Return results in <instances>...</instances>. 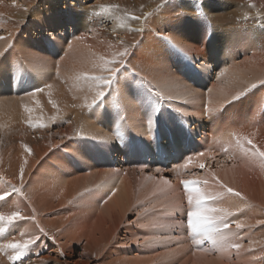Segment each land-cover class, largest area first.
Returning <instances> with one entry per match:
<instances>
[{
	"label": "rangeland",
	"instance_id": "374dc122",
	"mask_svg": "<svg viewBox=\"0 0 264 264\" xmlns=\"http://www.w3.org/2000/svg\"><path fill=\"white\" fill-rule=\"evenodd\" d=\"M4 2L8 7L7 11L3 10ZM50 4L54 5L51 9L64 22V12H71L76 24L75 32L78 36L74 39H77V44L87 50L97 49L105 58L108 56V64L102 65L98 74L93 67V74L74 84H68L67 77L56 78L55 84L51 77L53 73H50L53 66L51 62L61 57L60 52L64 47L57 48L53 44L47 48L38 47L37 52L27 56L25 52H16V37L24 24ZM104 8L110 10L104 11ZM253 10L258 11L260 16L251 14ZM139 22L142 24L140 30ZM0 30L4 31L1 37L7 41L0 57V69L8 83L7 86L0 84V98L23 96L21 93L24 88L17 87L14 91L10 85L15 76L12 68L17 67L24 58L32 62L35 59L36 64L41 61L50 63H46L48 66L39 72L44 81L37 87L39 94L46 92L53 84L56 89L55 93L40 99L44 109L40 114L45 117L43 119L34 112L29 113L30 116L20 110L9 112V115L0 112V195H6V199L0 200V213L18 211L24 218L4 225V231L0 232V264H13L9 256L14 255V252L4 248L5 244L28 238H37L34 244L40 248L37 256H42L41 264H55L58 258L55 245H64L65 235L76 234L81 235L82 243L89 239L96 244L93 245L94 251L89 252V264H194L196 259L198 264H264V161L259 156L251 155L256 148L264 151V126H258H262L260 121L264 122V84L261 83L264 75L245 83L246 88L243 87L244 83H240L239 88L238 85H232L237 90L242 89L233 93V104L228 101L225 109L220 107L218 114L213 115V121L206 120L207 116H212V111L206 110L211 104L207 100L208 95L218 85L221 88L226 85L233 91L230 76H226V73L230 74L227 70L229 65L234 62H245L244 65L247 66L257 63L258 69L264 74L262 0H0ZM176 36H180V41ZM187 42H190L189 46L186 45ZM213 42L220 46L218 49H223L228 44L226 47L232 53L227 52V58L209 59V51L215 48ZM242 43L244 46L240 45ZM122 53L126 54L121 55ZM179 53H184V56ZM227 59L232 60L228 62ZM6 60L14 61L15 65L7 66ZM178 62L185 68L177 66ZM111 69L118 71L111 85L104 88L103 81L94 77L108 78L111 76ZM35 72L23 68L18 72V80L29 78L32 73L36 76ZM130 73L134 78L138 73L137 79L141 82L146 81V78L152 82L153 77L159 78L166 74L179 78L181 76L195 92L199 89L197 94L200 95L201 106H191L189 109L204 113L193 114L191 111L178 110L176 99L169 97L167 90L153 89L150 84L145 85L139 102L128 100L130 103L126 101L122 104L118 95L116 96L117 88H123L128 83L126 79ZM76 85L78 88L73 94L72 86ZM96 90H103L105 94L93 103ZM108 109H112V113L118 112V117L113 118ZM196 121L200 124L197 127L194 126ZM192 127L194 130H190ZM178 133L183 136L175 137V143L172 142V137ZM248 140L252 141L251 145L247 143ZM144 144L155 155L156 150H162L160 159L151 160ZM178 147L182 151H178ZM230 147L235 153H232ZM68 148L81 150L80 155H94L97 163L106 167L100 169V172L108 171L104 172L105 177L104 174L103 177L100 176L104 185H95L86 192L85 189L76 191L74 182L65 191L52 183L50 177L61 172L68 173L70 179L87 173H76ZM122 152L124 155H120ZM198 157H202L204 162L201 164L205 165L204 168H200V162L198 166L194 164ZM86 163L94 164L92 161ZM43 167L45 171H42ZM119 179L122 180L120 185L119 182L115 183ZM184 180H199L202 183L197 186L206 194H221L217 199L209 201L207 207H226L233 213L227 219L229 227L224 230L226 239L223 242L213 244L202 234L191 233L187 225V213L195 211V207L194 203L189 205L187 201V194L181 183ZM162 184L166 185L161 188ZM154 185L156 188L151 191ZM157 185L160 186L159 189ZM116 187L118 191L114 190ZM14 188L20 191H13ZM227 188L239 192L240 196L227 193ZM89 195L97 199H90ZM237 222H241L243 227L237 229ZM77 245L81 244H75L74 248ZM72 258L73 261L80 260L77 252ZM65 260L68 261L64 258L60 264L63 261L64 264H69ZM17 263L18 261L15 262Z\"/></svg>",
	"mask_w": 264,
	"mask_h": 264
},
{
	"label": "bare ground",
	"instance_id": "6f19581e",
	"mask_svg": "<svg viewBox=\"0 0 264 264\" xmlns=\"http://www.w3.org/2000/svg\"><path fill=\"white\" fill-rule=\"evenodd\" d=\"M45 1H47V0H45ZM51 1V0H50ZM75 1V0H74ZM76 1H80V0H76ZM115 1V0H114ZM159 1V0H158ZM53 2V1H52ZM262 2H264L263 0H262ZM49 3V2H48ZM77 3V2H76ZM79 3V2H78ZM137 3V2H136ZM139 3V2H138ZM137 3V4H138ZM257 3V2H256ZM74 4V3H73ZM83 4V3H82ZM81 4V5H82ZM140 4V3H139ZM4 8H3V10L4 11H7L8 10V7H7V5L5 4V2H4ZM54 5L53 4H50V6H46L47 8H45L44 10L43 9H41L40 11H39V14L37 15V16H35V17H31V18H29V20H27V22L24 24V27H22V29H21V31L19 32V34L17 35V37H16V42H15V47H16V52H25V56H27L28 54H32L33 52H37L38 50V47H42V48H47V47H50L52 44L53 45H56L57 46V48L58 47H64V49H62V52H60L61 53V57H59V59L57 58V59H54V60H52V62H51V65H53L52 67H51V70L52 71H50V73L52 74L53 73V75L51 76L52 77V82L53 83H55L54 81H55V79L57 78H60V77H67L68 78V84H74L75 82H77L79 79H82V78H86L89 74H93V67L94 68H96V73L98 74L99 72H100V70H102V69H100V68H102V65H107L108 63H107V57L105 58V56H104V54L103 53H101V52H99L97 49L96 50H94V51H92L91 49L90 50H87V49H84L83 47H82V45L81 44H77L78 42H76L77 41V39L75 40L74 38H77V34H76V32H75V29H76V24H75V21H74V17L72 16V14H71V12H69L68 13V11L65 13L64 12V15H65V17H64V20H66V22H64L63 21V19H61V17L55 12V10H52L51 8L53 7ZM64 6V5H63ZM84 6V4L82 5V7ZM260 6H261V4H260ZM202 7V6H201ZM246 7V6H245ZM85 8V7H84ZM207 8V7H206ZM63 9V8H62ZM87 9V8H86ZM75 10H77L76 8H75ZM97 10V9H96ZM81 11V10H80ZM79 11V12H80ZM82 11H84L83 9H82ZM88 11H90V8H89V10ZM207 11H209L210 12V10H208V8H207ZM83 13V12H82ZM166 13V12H165ZM189 13V12H188ZM80 14V13H79ZM178 14V13H177ZM251 14H255V16H257L259 13H258V11H252V13ZM74 15H75V13H74ZM98 16V15H97ZM211 16V15H210ZM258 16H260V14L258 15ZM77 17H78V15H77ZM143 19V18H142ZM182 19V18H181ZM185 19V18H184ZM183 19V20H184ZM188 19V18H187ZM76 20V19H75ZM150 20V19H149ZM166 20V19H165ZM256 20V19H255ZM151 21H153V20H151ZM182 21V20H181ZM186 21V20H185ZM245 21V20H244ZM195 22V21H194ZM240 22V21H239ZM248 22V21H247ZM11 23V22H10ZM66 23H68V24H66ZM81 23V22H80ZM191 23V22H190ZM5 24V23H4ZM250 24V23H249ZM112 25H115V23L114 24H112ZM111 25V26H112ZM147 25V24H146ZM253 25V24H252ZM15 26V25H14ZM142 26V24L139 22L138 23V30H140V27ZM177 26H179V25H177ZM213 26V25H212ZM241 26V25H240ZM172 27V26H171ZM187 27V26H186ZM5 28V27H4ZM9 28V27H8ZM185 28V27H184ZM2 29V28H1ZM174 29V28H173ZM178 29V28H177ZM183 29V28H182ZM193 29V28H192ZM205 29V28H204ZM222 29V28H221ZM3 30H5V29H3ZM8 30V29H7ZM181 30V29H180ZM196 30V29H195ZM216 30H217V32H218V28H216ZM0 31H2V30H0ZM91 31V30H90ZM135 31V30H134ZM176 30H174V32H175ZM179 31V30H178ZM189 31V30H188ZM93 32V31H92ZM182 32H183V30H182ZM182 32H180V33H182ZM172 33V32H171ZM187 33V32H186ZM2 34H4V31L3 32H0V57L2 56V53H3V51H4V48H5V46L7 45L6 44V42L7 41H5V38H3V37H1L2 36ZM9 34V33H8ZM214 34V33H213ZM232 34V33H231ZM13 35V34H12ZM11 35V36H12ZM44 35V36H43ZM148 35V34H147ZM177 35V34H176ZM181 35V34H180ZM186 35V34H185ZM211 35V34H210ZM216 35H218V34H216ZM223 35V34H222ZM171 36V35H170ZM169 36V37H170ZM237 36V35H236ZM8 37V36H7ZM177 37V36H176ZM179 38H180V36H178ZM178 37H177V39H178ZM184 37V36H183ZM190 37V36H189ZM197 37V36H196ZM232 37V36H231ZM170 38H172V36L170 37ZM185 39H186V37H184ZM233 38V37H232ZM235 38V37H234ZM233 38V39H234ZM237 38V37H236ZM183 39V38H182ZM227 39V38H226ZM171 40V39H170ZM174 40V39H173ZM179 40V39H178ZM188 40H189V38H188ZM229 40V39H228ZM240 40V39H239ZM8 41H9V39H8ZM164 41V40H163ZM177 41V40H176ZM176 41H174L175 43H176ZM180 41V40H179ZM182 41V40H181ZM215 41V40H214ZM226 41V40H225ZM235 41V40H234ZM173 42V43H174ZM191 42H192V40H191ZM216 42V41H215ZM227 42V41H226ZM229 42V41H228ZM231 42V41H230ZM238 42V41H237ZM164 43V42H163ZM183 42H181V44H182ZM190 43V42H189ZM188 42H187V46H189L190 44H189ZM193 43V42H192ZM204 43V42H203ZM214 43V42H213ZM217 43V42H216ZM240 43V42H239ZM245 43V42H244ZM87 44V43H86ZM178 44V43H177ZM184 44V43H183ZM194 44V43H193ZM192 44V45H193ZM224 44V43H223ZM234 44H236V42L234 43ZM167 45V44H166ZM214 45H215V43H214ZM220 45H222V44H220ZM225 45V44H224ZM228 45V44H227ZM226 45V46H227ZM237 45V44H236ZM239 45V44H238ZM241 46L243 45L244 46V44L242 43V44H240ZM180 46V45H179ZM182 46V45H181ZM224 47L223 49L221 48V49H218L220 46H216L215 45V48L213 49V48H211L212 50H210L209 52V55L207 56V57H210L209 59H211V60H216V59H219V58H227V56H228V54H227V52H229L230 54L232 53L231 52V49L229 50L227 47ZM234 46V45H233ZM14 47V48H15ZM172 47V46H171ZM175 47H177L176 45H175ZM191 47V46H190ZM195 47V46H194ZM205 47V46H204ZM237 47V46H236ZM239 47V46H238ZM52 48V47H51ZM163 48H164V45H163ZM166 48H168V47H166ZM165 48V49H166ZM177 49V48H176ZM179 49V48H178ZM186 49V48H185ZM191 49V48H190ZM241 49H242V47H241ZM182 50V49H181ZM193 49H191V51H192ZM235 50V49H234ZM42 51H44V50H42ZM51 51V50H50ZM163 51V50H162ZM168 52L167 53H169V51H171V49L170 50H167ZM179 51V50H178ZM188 51V50H187ZM206 51V50H205ZM240 51H242V50H240ZM48 52V51H47ZM47 52H46V54H47ZM57 52V51H56ZM58 52H59V49H58ZM164 52V51H163ZM180 52V51H179ZM194 52H195V50H194ZM193 52V53H194ZM197 52V51H196ZM235 52V51H234ZM233 52V53H234ZM45 53V52H44ZM59 53V54H60ZM101 53V54H100ZM178 53V52H177ZM188 53V52H187ZM191 53V52H190ZM236 53V52H235ZM14 54V53H13ZM36 54V53H35ZM151 54V53H150ZM180 54V53H179ZM181 54H183V56H184V53H181ZM180 54V55H181ZM238 54H240V53H238ZM24 55V54H23ZM48 55H50L49 53H48ZM161 55V54H160ZM162 55H164V54H162ZM161 55V56H162ZM170 55H171V53H170ZM192 55V54H191ZM195 55H197L196 53H195ZM199 55V54H198ZM197 55V56H198ZM248 55V54H247ZM38 56V55H37ZM44 56H47V55H45L44 54ZM188 56V55H187ZM197 56H196V58H197ZM230 56V55H229ZM12 57V56H11ZM10 57V58H11ZM34 57V56H33ZM41 57V56H40ZM39 57V58H40ZM53 57V56H52ZM175 57H177V56H175ZM179 57H181V56H179ZM191 57H193V56H191ZM195 57V56H194ZM14 58H15V56H14ZM35 58V57H34ZM49 58H51V57H49ZM159 59L161 58V57H158ZM164 58V57H163ZM203 58V57H202ZM252 58V57H251ZM43 59V58H42ZM48 59V58H47ZM173 59V58H172ZM176 59V58H175ZM199 59V58H198ZM264 59V58H263ZM16 61L18 60V59H15ZM163 60V59H162ZM174 60V59H173ZM173 60H171V61H173ZM183 60V59H182ZM186 60V59H185ZM202 60H204V58L202 59ZM208 60V59H207ZM227 60H229V59H227ZM232 59H230L228 62H230ZM241 60V59H240ZM7 61V60H6ZM166 61V60H165ZM174 61H176V60H174ZM218 61V60H217ZM224 61V60H223ZM241 61H243V60H241ZM246 61V60H245ZM158 62H160V60L158 61ZM157 62V63H158ZM193 62V61H192ZM208 62V61H207ZM227 62V63H228ZM19 63V62H18ZM46 63L47 64H50V63H48L47 61H46ZM46 63H44L43 61H41L40 62V64H36V61H35V59H34V62H32V61H30V59H28V58H24L22 61H21V63L20 64H17L16 66L17 67H13L12 69H14V73H13V75H15L14 76V78H13V81H12V84L10 85V88H12V90L14 89V91H15V89L17 88V87H22V88H24V89H22V97H19L18 98V96H16L17 98H15V97H5V96H3L2 98H0L1 100H0V112H5L6 114H8L9 115V112L10 113H12L13 111H15V110H20L21 112H23V114L24 113H26L28 116H30V114L29 113H32V112H34L35 114H37V115H39L40 117H41V113L44 111V109L42 108V103L40 102V99H43L44 97H46L47 95H49V94H53V93H55V84H53V86L52 87H48V89L46 90V92H44V93H42V94H39V92L37 91V87H40L43 83H44V81H43V79L41 78L42 76H40V74H39V72L41 71H43V69L44 68H46L45 66L47 65ZM175 63V62H174ZM205 63V62H204ZM227 63H226V65H227ZM155 64V63H154ZM153 64V65H154ZM159 64V63H158ZM162 64V63H161ZM166 64V63H165ZM189 64V63H188ZM193 64V63H192ZM218 64V63H217ZM244 64H245V62H244ZM243 63H236V62H234V63H232L231 65H229V67H227L228 69V72L230 73L229 75L226 73V76H230L229 78H230V86L232 87L231 89H233V91L232 90H230L228 87H226V85H224V87H220L219 85H218V87H216V88H219V89H214V91H212L211 93H210V95H208V97H207V100L211 103V104H209L208 106H207V108H206V110L207 111H212V116L209 118V116H207V118H206V120H208L209 122L210 121H213L212 119H214L215 118V116H213L214 114H218V109L220 108V107H223V109H225V107H226V105H227V102L229 101V103H232L231 101H233L232 99V97L234 96V94L233 93H237L238 91H242V89L241 90H237V88H235L234 86H236L237 87V85H238V88H239V85H240V83H244V85H243V87L244 88H246V84L247 83H249V82H252V81H254V80H256V79H259L260 77H262L264 74H263V72L261 71V70H259L258 69V66L255 64V63H253V64H250L249 66H247V65H244ZM6 65L7 66H14L15 65V63H14V61L12 62V61H7L6 62ZM5 65V66H6ZM191 65V64H190ZM224 65V64H223ZM48 66V65H47ZM157 66V65H156ZM160 66H162V65H160ZM171 66V65H170ZM169 66V67H170ZM177 66H179L181 69H184L185 67H183L184 65H182L181 63H177ZM194 66V65H193ZM202 66V65H201ZM10 67V68H11ZM158 67H159V65H158ZM168 67V66H167ZM167 67H166V69H167ZM168 67V68H169ZM200 67V66H199ZM32 69V70H35L36 72V76H34L33 75V73H32V76L31 77H29V78H26V77H24V78H22L21 80H18V72L21 70V69ZM155 68H157V67H155ZM175 68V67H174ZM98 69V70H97ZM198 69V68H197ZM46 70V69H45ZM154 70V69H153ZM161 70V69H160ZM176 70V69H175ZM200 70V69H199ZM226 70V71H227ZM12 71V70H11ZM46 71H48V69L46 70ZM131 71V70H130ZM133 71V70H132ZM180 71V70H179ZM184 71V70H183ZM191 71V70H190ZM208 71V70H207ZM225 70H224V72H226ZM13 72V71H12ZM27 72V71H26ZM134 72V71H133ZM132 72V73H133ZM132 73H130V75H127V81H128V83L127 84H125L124 86H123V88H117V91H118V94H116V96L118 95V99L121 101V103L122 102H126V101H130V100H132L133 101V103L135 102V103H137V102H139L140 101V99H141V95H142V91H144V89H145V85H148V84H150L149 86H153V89H157V90H159V91H165V90H167V95L169 96V97H171V98H175L176 99V105H178V106H176L177 108H179L178 110H180V111H185V112H192L193 114H202V113H204V111L202 112L200 109V111L201 112H198V111H194V110H190L189 108L191 107V106H195V107H197V106H201V104H200V101H201V99H200V95H198L197 94V91L199 90L198 88V90L195 92L194 91V89H193V87L192 86H188L187 85V83H186V81H185V79L184 78H182L181 76H180V78L179 77H174V76H169L168 74H166L165 76H163V77H159V78H154L153 77V79H152V77H151V81L152 82H149L148 80H147V78H146V81H139V79H137V77H139L138 76V73H137V76L134 78L133 77V74ZM164 73V72H163ZM171 73V72H170ZM175 73V72H174ZM178 73V72H177ZM182 73V72H181ZM20 74V73H19ZM37 74H39V78H38V75ZM43 74V73H42ZM143 74V73H142ZM146 74V73H145ZM150 74V73H149ZM172 74H173V72H172ZM183 74V73H182ZM185 74V73H184ZM5 75V74H4ZM23 76H25L24 74H22ZM21 75V76H22ZM136 75V74H135ZM160 75V74H159ZM162 75V74H161ZM160 75V76H161ZM176 75V74H175ZM6 76V75H5ZM22 76V77H23ZM50 76V75H49ZM144 76V75H143ZM147 76V75H146ZM201 76V75H200ZM6 77H8V76H6ZM53 77H55V78H53ZM141 77V76H140ZM145 77V76H144ZM143 77V78H144ZM150 77V76H149ZM148 77V78H149ZM158 77V76H157ZM186 78V77H185ZM8 79V78H7ZM38 79L40 80L39 82H37L38 81ZM42 79V80H41ZM199 79V78H198ZM4 77H3V73H2V71H1V69H0V84L1 85H5V86H7V82H6V80H5V83H4ZM142 80V79H141ZM149 80H150V78H149ZM202 80V79H201ZM139 81V82H138ZM224 81V80H223ZM141 82V83H140ZM224 83V82H223ZM225 83H226V80H225ZM246 83V84H245ZM191 84H192V82H191ZM219 84V83H218ZM0 85V86H1ZM232 85H234V86H232ZM249 85V84H248ZM148 86V87H149ZM229 86V85H228ZM253 86V85H252ZM2 87V86H1ZM1 87H0V89H1ZM212 87H214V86H212ZM241 87V86H240ZM4 88V87H3ZM71 87H69V85H68V89H70ZM72 88H73V94H74V91L78 88V85H76V86H72ZM201 88V87H200ZM20 89V88H19ZM150 89H152L151 87H150ZM257 89V88H256ZM168 90H169V92H168ZM209 90H210V88H209ZM21 91V90H20ZM208 91V90H207ZM200 92V91H199ZM201 92H202V90H201ZM209 92V91H208ZM3 93V92H2ZM33 93H35V95H33ZM96 93H97V90H96ZM1 94V93H0ZM84 94V93H83ZM82 94V95H83ZM240 94V93H239ZM264 94V93H263ZM262 94V95H263ZM3 95V94H2ZM78 95L80 96L81 94L78 92ZM94 95V94H93ZM96 95V94H95ZM204 95V94H203ZM115 96V97H116ZM205 96H207V95H205ZM204 96V97H205ZM238 96V95H237ZM87 97H88V95L87 96H85L84 97V99L86 100L87 99ZM144 97V96H143ZM203 97V98H204ZM15 99V100H14ZM18 100V101H17ZM82 100V99H81ZM106 100V99H105ZM108 100V99H107ZM106 100V101H107ZM253 100V99H252ZM128 101V102H129ZM111 102V101H110ZM130 103V102H129ZM123 104V103H122ZM124 104H126V103H124ZM233 104V103H232ZM252 106V105H251ZM91 107V106H90ZM108 107V106H107ZM243 107V106H242ZM26 109H31V112H28V111H26ZM194 109V108H193ZM222 109V108H221ZM229 109V108H228ZM197 110V109H196ZM245 110V109H244ZM252 110V109H251ZM256 110V109H255ZM225 111V110H224ZM100 112V111H99ZM99 112H98V114H99ZM108 112L112 115V117L113 118H117L118 116H116L117 115V113L118 112H116V111H113V113H112V109H108ZM127 112V111H126ZM219 112H220V110H219ZM135 114V113H134ZM180 114V113H179ZM222 114V113H221ZM121 115V114H120ZM124 115V114H123ZM186 115V114H185ZM249 115V114H248ZM100 116V115H99ZM102 116V115H101ZM111 117V118H112ZM120 117V116H119ZM131 117V116H130ZM172 117V116H171ZM42 119L43 118H45V117H41ZM189 118V117H188ZM192 118V117H191ZM235 118V117H234ZM260 118V117H259ZM198 119H200V118H198ZM257 119V118H256ZM46 120V119H45ZM115 120V119H114ZM163 120H166L165 118L163 119ZM188 120V119H187ZM172 121V120H171ZM170 121V122H171ZM197 121H199V120H197ZM196 121V123L194 124V126H199L200 124L198 123ZM205 121V120H204ZM258 121V120H257ZM87 122V121H86ZM114 122V121H113ZM119 122V121H118ZM165 122V121H164ZM253 122V121H252ZM88 123V122H87ZM86 123V124H87ZM167 123V122H166ZM189 123V122H188ZM260 123H262V126L261 125H258V126H260L261 128H263V126H264V122H259V124ZM169 124V123H168ZM253 124V123H252ZM90 125V124H89ZM131 125H132V123H131ZM203 125V124H202ZM207 125H209L208 123H207ZM256 125V124H255ZM93 127V126H92ZM96 127V126H95ZM194 127H192L190 130H194L193 129ZM210 128V127H209ZM132 129V128H131ZM88 130H91V129H88ZM88 130H86V131H88ZM100 130H102V129H100ZM174 130V129H173ZM177 130V129H176ZM202 130V129H201ZM205 130H207V129H205ZM214 130V129H213ZM196 131V130H195ZM89 132V131H88ZM146 132V131H145ZM174 132H176V131H174ZM173 132V133H174ZM177 132H178V130H177ZM212 132V131H211ZM91 133H94V132H92L91 131ZM172 133V132H171ZM221 133H222V131H221ZM199 134V133H198ZM88 135H91V134H88ZM96 135V134H95ZM97 135H100V134H97ZM182 134L181 133H178L176 136H174V137H172V139H171V141L172 142H174V141H176V139H175V137H177V136H181ZM183 136V135H182ZM117 137V136H116ZM93 138V137H92ZM120 138V137H119ZM186 138V137H185ZM109 139V138H108ZM114 139V138H113ZM147 139V138H146ZM201 139V138H200ZM203 139V138H202ZM228 139V138H227ZM120 140H121V138H120ZM177 140H179V139H177ZM116 141V140H115ZM121 141H124V140H121ZM120 141V142H121ZM198 141H199V139H198ZM245 141V140H244ZM255 141H256V139H255ZM119 142V143H120ZM186 142V141H185ZM185 142H181V144H185ZM229 141H227V143H228ZM231 142V141H230ZM145 143V142H144ZM175 143V142H174ZM187 143V142H186ZM206 143H208V142H206ZM113 144V143H112ZM179 144H180V142H179ZM232 144V143H231ZM230 144V145H231ZM243 144V143H242ZM109 145V144H108ZM110 145H111V143H110ZM131 145V144H130ZM258 145V144H257ZM144 146H145V148H146V152H147V156L149 155L150 156V159L151 160H154V159H157V158H159L160 159V156H161V153H163L162 152V150H156V152H157V154L155 155V153L154 152H150V151H148L149 150V148H148V146H147V144H144ZM151 146V145H150ZM177 146V145H176ZM215 146V145H214ZM222 146H223V144H222ZM233 146H234V143H233ZM95 147V146H94ZM232 147V146H231ZM231 147H230V149H231ZM235 147V146H234ZM129 148V147H128ZM161 148V147H160ZM163 148V147H162ZM161 148V149H162ZM242 148V147H241ZM260 148V147H259ZM75 149V150H74ZM74 149H72V148H68L67 150H68V152H69V155H70V157H71V161H72V163H74V168H75V170H76V173L78 172V171H85V173L87 172V173H89V174H87L86 173V175H82V176H80V177H74L73 179H70L69 178V174L68 173H66V172H61V173H59L58 175H54L53 177H50V178H52L51 179V181H52V183H56V185H59V187H61L62 188V191H65L64 189L65 188H69V186H71V184L74 182V184H75V186L73 185V187H75V189H76V191H78V190H83V189H85V191L86 190H89V189H92L95 185H101V184H103L104 183V180H102L101 179V175H102V177H103V174H104V177L106 176L105 175V173H107V172H105V171H103V172H100L101 170H103L104 168H106V167H104V166H100L101 164H99V163H97V158L94 156V155H92V156H89V154L88 153H83L82 155H80L81 154V150H79V149H76V148H74ZM143 149V148H142ZM175 149V148H174ZM210 149V148H209ZM122 150V149H121ZM144 150V149H143ZM173 150V149H172ZM211 150V149H210ZM232 150V153H235L234 151H233V149H231ZM83 151V150H82ZM99 151V150H98ZM126 151V150H125ZM128 151V150H127ZM178 151H182L181 150V147H178ZM100 152V151H99ZM98 152V153H99ZM102 153V152H101ZM128 153V152H127ZM130 153H131V151H130ZM216 153H217V150H216ZM93 154V153H92ZM134 154V153H133ZM214 154V153H213ZM120 155H124V152H122ZM79 156V157H78ZM120 157V156H119ZM238 157V156H237ZM128 158V157H127ZM111 159V158H110ZM210 158H208V160H209ZM95 160H96V162H95ZM78 161H80V162H78ZM86 161H92L94 164H92V165H88L89 163H86ZM104 161V160H103ZM161 161V160H160ZM70 162V161H69ZM198 162H200V164H201V162H204L203 161V159H202V157H198L197 158V160L194 162V164L195 165H200V164H198ZM218 162V161H217ZM102 163V162H101ZM193 163V162H192ZM222 163V162H221ZM194 164H193V166H194ZM224 164V163H223ZM230 164V163H229ZM85 165H88V166H85ZM116 165V164H115ZM191 166H192V164H191ZM224 166V165H223ZM229 166H231V165H229ZM225 167V166H224ZM190 168V167H189ZM230 168H232V167H230ZM35 169V168H34ZM68 169H69V167H68ZM94 169H96V173L94 172ZM101 169V170H100ZM71 170V169H70ZM74 170V169H73ZM72 170V171H73ZM91 170H93V171H90ZM189 170V169H188ZM218 170V169H217ZM42 171H45V169H44V167H43V169H42ZM68 171V170H67ZM74 172V171H73ZM105 172V173H104ZM48 173H50L49 171H48ZM52 174V173H51ZM77 175H79V173L77 174ZM159 175V174H158ZM50 176V175H49ZM48 176V177H49ZM157 176V175H156ZM161 176V175H160ZM163 176V175H162ZM73 177V176H72ZM159 177V176H158ZM177 177V176H176ZM117 178H119V177H117ZM123 178V177H122ZM43 179V178H42ZM105 179V178H104ZM105 180H107V179H105ZM159 180V179H158ZM122 180H116V182L115 183H118L119 185H120V182H121ZM166 181V180H165ZM112 182H113V180H112ZM124 182V181H123ZM127 182V181H126ZM155 182V181H154ZM153 182V183H154ZM106 183H108V182H106ZM129 183V182H128ZM152 183V184H153ZM160 183V182H159ZM162 183V182H161ZM124 184H125V182H124ZM127 184V183H126ZM125 184V185H126ZM167 184V183H166ZM166 184H162L161 185V188H163ZM236 184V183H235ZM104 185V184H103ZM156 185V184H155ZM155 185H154V188H151V191H153L156 187H155ZM106 186V185H105ZM116 186V185H115ZM100 187H102V186H100ZM107 187V186H106ZM122 188H124V186H121ZM98 188H99V186H98ZM108 188V187H107ZM160 188V186L159 185H157V189H159ZM72 189V188H71ZM99 189H101V188H99ZM121 189V188H120ZM125 189V188H124ZM104 190V189H103ZM114 190L115 191H118V189H117V187L116 188H114ZM84 191V190H83ZM95 191H97V190H95ZM183 191V190H182ZM86 192H88V191H86ZM220 192V191H219ZM90 193V192H89ZM96 193H98V192H96ZM118 193V192H117ZM124 193V192H123ZM122 193V194H123ZM101 194V193H100ZM114 194H116V193H114ZM86 195V194H85ZM91 195H92V193H91ZM221 195V194H220ZM57 196V195H56ZM81 196H82V194H81ZM90 196V195H89ZM93 196V195H92ZM92 196H90L89 198L91 199V197ZM214 196V195H213ZM114 197V196H113ZM92 198H94V200L95 199H97V198H95V197H92ZM117 198V197H116ZM118 198H120V197H118ZM99 199V198H98ZM228 199V198H227ZM232 199V198H231ZM84 200H86L87 201V198L84 196ZM83 200V201H84ZM233 200H235V199H233ZM96 202V201H95ZM100 202V201H99ZM82 203V202H81ZM93 202H91V204H92ZM98 203V202H97ZM69 204V203H68ZM105 204V203H104ZM85 206H86V204H84ZM99 205V204H98ZM101 205H102V202H101ZM95 206V205H94ZM96 206H97V204H96ZM234 206V205H233ZM59 207V206H58ZM60 208V207H59ZM91 214V213H90ZM240 215V214H239ZM37 218V217H36ZM35 218V219H36ZM68 218V217H67ZM27 219V218H26ZM69 219V218H68ZM37 220H39V218H37ZM161 219H159V221H160ZM156 221V220H155ZM62 224V223H61ZM40 227V226H39ZM41 230H43V227L41 228ZM61 234V233H60ZM75 234V233H74ZM85 234V233H84ZM79 235V236H78ZM76 234V235H71V236H67V235H65L64 237H65V240H66V243L64 244V245H61V244H59L58 246H56L55 244V249L57 250V252H58V258L55 260V264H60L61 263V260L62 259H64V258H66V259H68V261H69V264H89V263H91L90 261L91 260H89V257H90V255H89V252H93L94 251V248H93V245L95 246L96 244L95 243H93L92 241H90L89 239H87V240H85V242L84 243H82L83 242V240H81L80 239V234ZM53 237H55V236H53ZM57 240V239H56ZM71 243V244H70ZM75 244H81V245H77V248H74V245ZM75 249H77V250H75ZM40 250V248L38 247V246H36L35 244H33L25 253H24V255L20 258V260L18 261V263L17 264H41V262H42V256L41 257H38L37 256V253H38V251ZM76 252H77V254H78V256H79V259L80 260H75V261H73V256L76 254ZM195 259V258H194ZM203 259L204 260H206V258L205 257H203ZM82 260H85V261H82ZM158 260V259H157ZM65 261H67V260H65ZM67 261V262H68ZM148 261H150V259H148ZM155 262V261H154ZM199 263V261H197V259H196V262L194 263V264H198ZM62 264H64V261H63V263ZM99 264V263H98ZM152 264V263H151Z\"/></svg>",
	"mask_w": 264,
	"mask_h": 264
},
{
	"label": "snow or ice",
	"instance_id": "6c2138e0",
	"mask_svg": "<svg viewBox=\"0 0 264 264\" xmlns=\"http://www.w3.org/2000/svg\"><path fill=\"white\" fill-rule=\"evenodd\" d=\"M104 11H109L110 9L104 8ZM126 53H122L121 55H125ZM115 63V61L113 62ZM111 76L108 78L104 77H94L96 80L103 81V87L108 88L118 69H111ZM264 84V81H261ZM50 87V86H49ZM255 87V86H254ZM39 91V89H37ZM105 94V91L101 90L96 93V98L93 103H96L100 100ZM35 95V93H33ZM26 111L31 112V109H26ZM43 126V125H41ZM248 144H252L251 140L247 141ZM255 148V145H253ZM25 150L30 152V149L25 147ZM252 156H259L262 161H264V151H260L256 148L255 151L251 153ZM205 165L201 164L200 168H204ZM23 173V166H21V174ZM182 187L187 194V201L189 205H193L195 207V211H188L187 213V225L190 229L191 233L196 235H203L205 239H208L211 243L217 244L218 242H223L226 239L224 234V230L229 227L227 223V219L229 216L233 215L231 211H229L226 207H207L206 204L209 201H213L218 198L220 194L216 196L206 194L201 190V188L197 185H200L202 182L199 180H184L181 182ZM206 183V181L204 182ZM13 191L19 192L20 189H13ZM226 192L237 197L240 196L239 192H234L233 189L227 188ZM6 199V195H0V200ZM24 219L18 211H13L10 214L0 213V232L4 231V225L13 224L14 222L20 221ZM243 227L241 222L236 223V228L240 229ZM37 238H28L17 241H10L5 244L3 247L7 249H11L14 252V255L9 256V260L15 264L16 261H19L20 258L24 255V253L36 242ZM200 243V241H197ZM233 247H239V245H233Z\"/></svg>",
	"mask_w": 264,
	"mask_h": 264
}]
</instances>
